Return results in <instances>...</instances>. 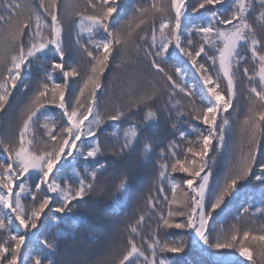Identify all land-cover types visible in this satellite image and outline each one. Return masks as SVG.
<instances>
[{
  "label": "snow or ice",
  "instance_id": "obj_1",
  "mask_svg": "<svg viewBox=\"0 0 264 264\" xmlns=\"http://www.w3.org/2000/svg\"><path fill=\"white\" fill-rule=\"evenodd\" d=\"M5 7L6 13L0 14V112L12 108L21 89L29 102L20 113L18 137L0 139V233H7L0 242V264H29V255L23 251L26 241L39 239L45 224L71 217L73 209L95 211L91 198L104 193L115 180H119L117 196L125 194L130 187L128 178L138 171L139 164L150 160L156 161L153 170L158 171V195L147 198L145 215L128 230L123 251L116 254L110 247L103 257L86 251L70 264H192L182 256L187 247L184 233L213 264H257L253 246L259 249V264H264V223L244 230L233 225L227 231L217 229L214 223L226 198L240 197L246 184L254 183L260 206L253 210L250 195L238 218L251 216L254 221L259 215L264 219V0H168L159 4L154 0L150 8L133 6V17L123 22L124 0H86L83 11H75L80 9L78 3L65 4L63 18L60 0H9ZM257 8L259 16L255 15ZM136 14H140L138 23ZM77 15L78 21L74 19ZM197 15L200 21L193 22ZM149 20L150 38L148 30L141 29L143 34H137L136 39L143 44L134 42L133 27L139 29ZM76 24L77 36L86 32L89 38L85 43L77 39L70 49L62 34L65 25ZM96 35L103 38L96 39ZM194 37L199 38L198 47ZM133 49L138 56L143 54L149 75L159 79L151 84V91L130 101L126 108L116 105L108 112L104 97L110 79L105 73L121 67L116 61L123 63ZM73 53L82 54L90 71L79 70ZM171 57L194 70L199 89L186 80L181 67L175 68V78L166 70L164 65ZM36 68L39 71H33ZM238 80L247 88V112L242 122L239 109L234 108L240 98ZM178 93L188 98L187 111L176 98ZM163 96L168 100L157 111L170 114L175 109L177 119L191 118L189 127L195 138L178 130L180 140L187 141L186 151L180 155L175 140L166 149L157 142L159 120L151 102ZM50 105L58 110L55 120L46 115ZM141 106L148 109L143 121L130 123L122 138L113 137L111 146L101 143L106 122L128 119L132 110ZM230 109L236 113L240 136L221 184L215 179L214 168L229 142L232 117L224 114ZM36 125L42 126L44 135L37 139L33 132L29 138ZM100 158L109 163H101ZM77 161L85 163L83 174L75 167ZM109 168L112 172L105 176ZM173 173L186 175L177 178ZM180 184L187 190L178 198ZM162 205L167 206L166 213ZM146 216L156 227L142 236ZM41 243L44 249L58 247L57 240L47 237ZM169 253L171 258L166 255ZM237 253L243 260L236 258ZM93 255L97 258L92 259ZM31 264L55 262L42 249L31 258Z\"/></svg>",
  "mask_w": 264,
  "mask_h": 264
},
{
  "label": "rangeland",
  "instance_id": "obj_2",
  "mask_svg": "<svg viewBox=\"0 0 264 264\" xmlns=\"http://www.w3.org/2000/svg\"><path fill=\"white\" fill-rule=\"evenodd\" d=\"M152 1V0H151ZM150 1V2H151ZM158 4L162 3V0H155ZM9 2V0H4V4ZM166 1L164 0V3ZM68 4H72L70 1ZM260 12V9H259ZM5 13H6V8H5ZM1 14V12H0ZM200 17V16H197ZM151 24V21H150ZM150 38V37H149ZM198 37H194V43L198 47ZM186 59V58H185ZM190 67V66H189ZM191 68V67H190ZM33 71H39V68L34 69ZM172 73V72H171ZM127 76H131L128 73H126ZM173 74V73H172ZM42 75V73H41ZM174 78L175 75L173 74ZM139 82V81H137ZM238 86H241L239 83V80L237 81ZM134 84V83H133ZM135 85V84H134ZM123 88L124 86L121 85ZM137 88L140 89V91L137 93L135 96H132V99L135 100L139 96H141L144 92L151 91L150 86H145V85H135ZM127 87L129 91V87H132V84L130 81H127ZM133 88V87H132ZM78 94V89L76 90ZM20 92H23V97L24 98V90L21 89ZM18 92L15 96V99L13 100V106L17 104ZM130 92V91H129ZM238 97L241 99L243 98L242 95L244 94L247 96V88L244 86L243 90H238ZM241 93H243L241 95ZM100 95V93H98ZM178 100H180L181 105H183L186 109L188 108V98L184 97V94L178 93L177 97ZM240 98L237 100L239 101ZM12 99V98H10ZM111 97H106L104 98V108L107 109V107L110 104ZM168 97L163 96L158 98L156 102V106L158 108H162L164 104L167 102ZM234 102V108H236V102ZM182 101V102H181ZM114 103V102H113ZM175 101H173V104ZM198 104H201L203 102L197 100ZM7 112H1L5 115H11L10 111L13 109H16V107H13ZM154 107V106H152ZM22 110L18 109L17 113L20 115ZM234 113L232 109L229 110V113H225L224 115H229ZM155 119L159 120L158 128L155 130V135L157 138V142L160 144V148H167V144L175 140L179 148L177 150V155L181 154V151H186L187 147V141H181L180 137L178 136L177 132V126L179 124L180 127L182 128H188L192 131V129L189 127V120L191 119L190 116H187V122L184 124L181 122L180 119H177L176 113L173 111L169 114L168 112H164L163 114L161 112H158L155 110ZM132 120H135V116L132 117ZM141 121L145 119L143 115L139 116ZM231 121V119H230ZM191 123L198 126V127H203L199 121L196 120H191ZM231 123V122H230ZM14 124V123H13ZM173 124H175V128L173 127ZM13 129V125L10 127ZM9 135H11V130L7 129V133H2V136L0 139L4 138H9ZM41 136V133L39 134ZM40 139V137H37ZM109 139H112L111 137H108ZM190 139L195 138V133L192 131V134L188 137ZM233 140L235 141V138L229 134V142L223 147L221 150V154L217 157V164L216 167L214 168V174H215V179L222 183L224 181V178L226 175H228V160L223 161L222 159L227 158L229 155L232 146H233ZM111 145L113 143H110ZM160 148L156 149V152L158 153L160 151ZM211 156L212 153H209ZM156 163L155 160H150L147 162L141 163L142 168L149 172L154 174L158 180V183L156 184V187L160 186V181L158 179V171L153 170V165ZM220 168L221 170L219 172L215 173V170ZM175 177H179L182 175V173H173ZM119 183V180L115 181L114 188L112 189V193L117 197V199H112L106 200V201H96L93 203H90V206L94 207L95 211H77V212H72L71 217L69 218H62L59 223H51V220L49 223L45 224L44 228L41 230L40 233V238L39 239H32L31 237L28 239V244L25 245L24 252L29 255V264H31V258L34 257L38 252H41L43 249V253L46 254L50 259H52L55 264H70V262L75 261L79 258H76L78 255L84 254L86 251L89 253H98L100 257H103L108 254V249L110 247L114 248L116 254H119L120 252L123 251L125 246L127 245V239H128V230L130 227L136 223V221L139 219L141 215H145L147 205L146 203L144 205H139L138 202L135 203L134 206H129L124 204L123 200L125 196L130 197L133 193V191L137 188V186L140 184L139 180H134V175L130 176L128 178V183H129V189L125 194L122 196H117L115 185ZM249 190L247 193H241V196L238 198H233V201L229 203V201L232 198H226L225 204L226 206L222 205L223 211L220 212L218 216L215 217V227L217 229L223 228L225 231L229 230L231 226L236 225L239 227L241 230H244L246 228H257L261 223H264V219H262L259 215H257L256 219L253 221V218L251 216H239L238 214L243 212V208L247 207V201L248 197L251 195L252 196V203L254 205V208L260 206V201L261 197L259 196L258 193H255L254 189L256 187L255 183L246 186ZM244 187V188H245ZM186 186L183 184H180V187L177 189L176 195L178 198H180L183 195V192L186 191ZM168 193V190H167ZM169 198H171V193L167 194ZM126 198V199H127ZM254 198L257 199L259 204L257 205L254 203ZM164 207L165 213L167 210L166 205H162ZM98 210L100 211L101 214L106 213L107 216L103 221L97 220L98 216ZM103 211V212H101ZM96 213V215H95ZM57 215V214H54ZM155 219V217L153 218ZM156 225L149 221L146 216V221L143 225H141V235L142 236H147L150 234V230L155 229ZM172 232L180 233L181 230H169ZM255 234V233H254ZM185 235V241H186V251L185 253L182 254L183 257H186L189 259L192 264H209V262L212 263L211 258L202 256L199 247H193L191 244V238L188 236L187 233H184ZM47 237L49 240H57L58 242V247L56 249H44L43 244L41 241ZM4 238L1 237L0 235V242H2ZM136 241L139 244L140 243V237H136ZM63 244H69L74 246L77 249V252H74L70 256H66L60 252L62 249ZM146 247V246H145ZM253 251V257L254 259L257 260V264H259V249L255 246L251 249ZM168 256H172L173 254H166ZM96 255H93L92 258H94ZM236 257L238 256V253L236 254ZM23 258V257H22Z\"/></svg>",
  "mask_w": 264,
  "mask_h": 264
},
{
  "label": "trees",
  "instance_id": "obj_3",
  "mask_svg": "<svg viewBox=\"0 0 264 264\" xmlns=\"http://www.w3.org/2000/svg\"><path fill=\"white\" fill-rule=\"evenodd\" d=\"M69 1L71 3H78L80 5V9H76L75 11H83L84 10V5L86 3V0H60L61 7L59 9V15L61 18H63L64 13H65L64 5L68 4ZM150 1L151 0H124L125 7L122 9V12L124 13V15L122 16V22L124 20L130 19L133 17V6L143 5L144 7L150 8L151 4L154 2V0H152L151 2ZM162 1H163L162 3H164V0H162ZM165 1H166L165 3L168 2V0H165ZM13 2L22 3V0H13ZM217 7H219V6H217ZM5 8L6 7L4 4V0H0V12H1V14H5ZM88 11L90 12L91 10L88 9ZM139 15L140 14H136V18H135L136 23L139 22ZM150 15H151V13H149V16ZM255 15L259 16V8H257ZM79 18L80 17L78 15L74 16V19L76 21H78ZM199 21H200V17H193V22H199ZM156 27L157 28L159 27V18H157V20H156ZM141 29L148 30V36L150 37V29H151L150 20L148 23L141 25V28L137 29V28L133 27V29H132L133 41L136 43L143 44V41H139L136 39L137 34H143L141 32ZM74 33H76V34L79 33L78 24L73 25L70 28L67 25H65V32L62 34V37H63L65 44L70 49L74 48L76 46L74 38H73ZM78 37H79V40L81 43H85L88 41L89 34L86 32L81 33ZM95 38L96 39H102L103 36L96 35ZM144 46H146V45H144ZM142 55L143 54L140 53L138 56L137 52L133 49L131 51L130 56L127 57L123 63H121V60H119V59L116 61V63L121 64V67H119V68L113 67V68H110L108 71H106L105 75L108 76L110 79V86H109V91L107 92V94L105 95L104 98L111 97V99H113V101L110 100L109 106L107 107V109H105L106 111H108V112L113 111L114 107L116 105H120L121 107L126 108L127 105L129 104V102L133 100L132 96H135L137 93L141 92L140 89L137 88L135 85H145V86L151 87V84H155L156 81L159 79L158 76L154 77L153 75H149V71L145 70L146 63L143 62ZM248 55L250 56V53ZM81 56H82V54L73 53V63L79 65V70L82 73L90 71L88 64H87V60L86 59L81 60ZM168 60H171V62L174 63V69L176 67H181L184 70V72L186 73V80L189 83L194 84L197 89H199L201 87L199 80L197 79L196 74L194 73L193 69H191L185 63H182L181 61H179L176 57H171ZM150 71L152 73H155L154 69H150ZM126 73H128L129 75L131 74V76H127ZM127 81H130L132 84L133 90L131 92L128 91ZM133 81H134L135 85L133 84ZM137 81H139V82H137ZM121 85H123L124 88ZM243 88H244V85H241V86H238L237 89L241 91V90H243ZM242 94L243 93H241V95ZM22 97H23V92H20L18 94L19 99L17 100V104L15 106H13V107H16V109H13L12 111H10L11 115H6V117H5V115L0 112V137L2 136V133H7V129L11 130V135H9V137H18L21 121L19 118L20 115L17 113V111H18V109L23 111L29 102L28 96L25 95L23 99H22ZM242 97H243L242 99L240 98V100L239 101L237 100V102H236V105H237L236 108L239 109V120L241 122H242V120H243V118L247 112V105H246L247 96H245L243 94ZM157 100L158 99L151 102L152 106H154V107H152L153 112H155V110H157V109H160L156 106ZM184 110L187 111V109L185 107H184ZM147 111H148L147 108H144L143 106H141L139 109H133L132 113L128 119H124L122 121H117L115 123L110 122V121L106 122L102 126L103 132H102V134H100L101 143L103 145H106V146H111L110 143L115 142L113 137L122 138L123 130L126 129L130 123L141 121L139 116L143 115L144 117H146ZM173 112L176 113V110L173 109ZM46 115L49 117L50 120H55L58 116V110L50 105L48 107ZM134 116H135L136 121L132 120L133 119L132 117H134ZM231 117L232 118H231L230 122L232 124V129H231V132L229 134L231 135V137L233 136L235 138V141L233 140L234 143H233L232 149H231L229 155L227 156V158L222 159L224 162L228 160V162H227L228 166H230V164L233 161V156H234L235 151H236V142L240 136V124L237 123V121L235 119L236 113L231 112ZM180 120H181V122H183L185 124L187 122V115H185ZM42 123H43V121H41V124ZM11 125H13V129L10 128ZM177 129L180 131H184L186 133L187 137H189L192 134V131L190 129L182 128L179 126V124L177 126ZM33 132H34L36 137L41 138L44 135L43 128L41 125H36L35 128L30 131V137L29 138H31V134ZM40 133H41V136H39ZM177 134L179 136V131L177 132ZM108 137H111L112 139H109ZM0 155H2V151H0ZM108 155L109 154L106 153V157ZM100 162L107 164V163H109V160L106 158H100ZM71 167L72 166H69V169H68L69 172H71ZM75 167L78 171L81 172V174H83V168L85 167V163L83 161H77L75 164ZM220 170H221L220 168L216 169L215 173L219 172ZM111 172H112V169L109 168L108 172L105 173V176H108ZM133 175H134V180L135 181L139 180L140 184L133 191V193L130 197L127 198V196H125V198L123 199L125 201H123V202L126 205L135 207L136 202H138L139 205H144L147 201V198L150 195L151 196L158 195L157 188L159 186L156 187V184L158 183V180H156L157 177L154 174L145 171L142 168L141 164L138 165V171ZM115 181H113L112 183H110L108 185V187L104 193L94 195L91 198L90 203H93L96 201H106V200H109L108 203H110V200L114 199V197H115V195L112 193V189L114 188ZM177 183H179L178 179H177ZM164 187L166 188V191L168 190V193H171V188H170L168 181L164 182ZM249 190L250 189L245 187L243 189L242 193L243 192L247 193V192H249ZM115 199H117V198H115ZM231 201H233V198L229 201V203ZM254 203H256L257 205L259 204V202L257 201L256 198H254ZM254 209L255 208H253V210ZM81 210L82 209H79V208L73 209L74 212L81 211ZM101 212H103V211H101ZM95 215H96V213H95ZM106 216H107L106 213L101 214L100 211L98 210L97 220L103 221L106 218ZM13 234H15V233H13ZM0 235L2 238H5L7 233H0ZM27 244H28V241H26V245ZM61 247H62V249L60 250V252L66 256L72 255L73 250H74V252H77V249L74 246L69 245V244H63ZM81 255H78L76 258H80ZM171 257L169 256V258H171ZM96 258H97V256H95L92 259H96ZM236 258L243 260V258H240V257H236ZM209 264H213V262L212 263L209 262Z\"/></svg>",
  "mask_w": 264,
  "mask_h": 264
}]
</instances>
